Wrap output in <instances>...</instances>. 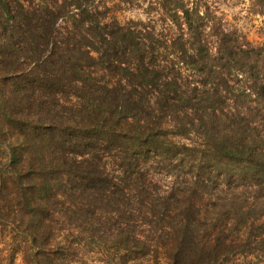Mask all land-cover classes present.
<instances>
[{
  "label": "trees",
  "instance_id": "1",
  "mask_svg": "<svg viewBox=\"0 0 264 264\" xmlns=\"http://www.w3.org/2000/svg\"><path fill=\"white\" fill-rule=\"evenodd\" d=\"M30 1L0 0V115L29 135L3 145L33 264L107 236L119 264H243L231 256L264 246V219L254 241L227 232L249 213L238 188L264 192V45L211 3L154 0L148 20L106 24L95 0ZM151 161L180 185L159 188ZM26 175L41 181L22 194Z\"/></svg>",
  "mask_w": 264,
  "mask_h": 264
},
{
  "label": "rangeland",
  "instance_id": "2",
  "mask_svg": "<svg viewBox=\"0 0 264 264\" xmlns=\"http://www.w3.org/2000/svg\"><path fill=\"white\" fill-rule=\"evenodd\" d=\"M20 1L26 7L31 6L30 0ZM151 1L154 0H95L102 12V16L100 15V17L106 24H109L114 19H117L118 22L122 24H126L127 21L130 20H148L149 15L146 13V8ZM185 1L190 6L193 4L201 5L202 9L205 3H211L217 6L223 12V17L230 28L237 30L238 34L245 36L254 44L264 45V15L260 13V8L255 2L256 0ZM9 8L14 12V4H10ZM159 15L160 14L157 12H154L152 17H154L155 20L160 21ZM158 27H160V25H158ZM17 129L18 128L10 129L0 115V185L5 182L6 186H8V188H2L0 190V203H3L0 209V264H33V254L36 251L30 243L29 234L26 232V228L22 223L18 222L22 217L27 220L33 217V211L31 210L30 212V210H26L23 206H21V208L18 206L20 200V198H17L19 183L15 179H18L19 176L15 173L14 178L11 176L10 164L6 162L7 159H9V151L3 145L5 142L6 144L15 145V143H21V141L29 137V135H21V132H18ZM188 167L189 165L184 171H187ZM26 168L27 166L24 165V169ZM148 169L153 171V177L157 181L158 187L163 191L173 190L171 187L174 185H180V182L183 180L184 172L181 171L180 167L177 168L175 165L164 167L163 164L158 165L151 161L149 162ZM25 171L26 170H24V172ZM37 176L36 180H32L33 178L29 175L25 176V184H23L22 194L29 186L32 191L34 187L33 183L37 182V180L39 182L41 181L39 180V175ZM236 193L239 198L238 206H245V208H247L245 212L249 213L245 217H240L238 223L229 226L227 230L229 233V239H239L242 234L246 235L248 232L247 236H251V241H254V238H256L255 235H260L259 233L262 231L261 228L254 227V225L259 220L264 219V207L259 208V204L252 207L247 206L252 202V196H255V199H258L257 201L264 199V192L259 193L252 191L251 189L249 190L246 187H242L238 188ZM28 195V201H30L32 205H34L33 203H40L42 190L40 187H37L36 190L34 189L33 193ZM22 196L21 201H23ZM181 200H183V198ZM203 212L206 213V209H204ZM208 215L211 218L214 216V213L212 212ZM212 219L215 220L214 218ZM251 220H254L255 222H247ZM206 226L207 223L203 224V227ZM110 229L111 226H108L105 231H109ZM78 239L79 238H77V240ZM91 241L95 242L89 243L84 250L68 252V259L72 264H119L120 260L118 259V255L120 256L121 254L117 248L113 247L110 236H107V238L104 237L102 242L101 240L99 241V239ZM262 246L263 245H259V242L254 241L253 244L247 246L249 248L247 249L250 252L246 253L249 254L255 252L254 254L246 256L237 254L236 256L231 257L237 259L243 264H264V254H257L261 253L259 248H262ZM257 255H259V257H257ZM47 264L55 263L47 261Z\"/></svg>",
  "mask_w": 264,
  "mask_h": 264
}]
</instances>
